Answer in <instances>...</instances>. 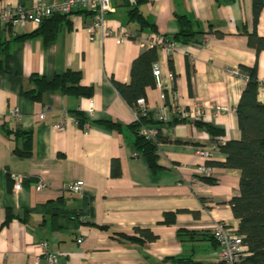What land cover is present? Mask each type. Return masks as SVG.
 Returning a JSON list of instances; mask_svg holds the SVG:
<instances>
[{
    "label": "crops",
    "instance_id": "obj_1",
    "mask_svg": "<svg viewBox=\"0 0 264 264\" xmlns=\"http://www.w3.org/2000/svg\"><path fill=\"white\" fill-rule=\"evenodd\" d=\"M36 1L0 0V6L30 7ZM137 1L149 24L143 29L130 19L127 0H110L111 9L104 14L106 28L136 35L121 42L99 31L90 39L86 26L92 13L83 9L59 18L48 42L43 35L29 36L45 18L0 27V44L9 53L7 70H0V264H47L42 241L57 254L58 264H175L164 260L167 256L220 264L211 226L221 221L238 230L230 200L239 194L240 170L211 166L210 174L203 175L215 182L208 183L195 168L208 160L223 161L219 145L241 137L236 108L247 79L230 74L229 68L257 62V99L264 103V50L257 54L247 42L253 29L252 0ZM176 15H186L200 33L195 43H177L170 55L157 50L155 64L166 99L156 81L141 96L149 108L148 124L158 130L160 169L154 173L132 148L135 135L128 125L135 115L112 79L128 83L132 63L148 38L153 33L171 37L177 31ZM48 22L50 29L55 21ZM256 31L264 36L263 15ZM66 69L80 72L81 86L93 87L90 97L58 90L45 91L40 100L21 94L35 87L32 75L51 79ZM172 91L176 103L185 109L198 104L202 115L193 120L170 115L158 121L159 108L169 103ZM14 108L19 116L13 121L8 112ZM77 110L90 120L117 122L121 129L96 124L83 129L73 120ZM62 121L60 130L56 125ZM195 121L223 133L211 135ZM6 128L32 130L31 156L13 152L22 139H13ZM203 148L211 154L201 155ZM114 159L118 165L113 173ZM12 174L22 176L19 190H14ZM76 180L83 181L81 193L67 189ZM39 181L46 184L43 190L35 188ZM6 208L13 216L2 225ZM166 212H176L174 223H162ZM137 227L149 228L155 240L140 244L112 236L137 235Z\"/></svg>",
    "mask_w": 264,
    "mask_h": 264
},
{
    "label": "trees",
    "instance_id": "obj_2",
    "mask_svg": "<svg viewBox=\"0 0 264 264\" xmlns=\"http://www.w3.org/2000/svg\"><path fill=\"white\" fill-rule=\"evenodd\" d=\"M138 1L131 6L129 12L130 19L136 21L141 29L149 24L138 9ZM67 14H54L45 18L40 27L29 36L43 35L45 42H48L53 35L56 21L65 17ZM253 29L247 32L248 45L256 50L258 54L264 50V36L258 35L256 25L261 15L264 16V0H252ZM55 21L52 28L47 29L50 23ZM177 31L167 37L178 44H188L197 42L195 35L200 33L193 28V22L186 15H176ZM7 26H4V28ZM142 31V30H141ZM5 44V43H4ZM0 44V70L6 71V60L9 53L6 51V44ZM143 52L133 61L130 81L128 83L118 82L112 79V84L121 94V96L134 107L138 97L144 95L145 88L155 86V76L153 66L157 62L158 52L155 47H145ZM1 55H4L1 58ZM239 69L247 74V82L241 93L239 103L236 108L238 125L241 137L237 140H228L219 145V150L225 153L223 161L208 160V166H217L222 168H235L240 170L239 194L233 196L230 200V206L233 215L239 219L238 233L243 236V242L249 251L239 264H264V103L257 99L259 80L257 77V62L252 66L240 65ZM35 87L28 91H22L21 94L32 100H40L45 91L58 90L62 93H72L76 96L90 97L93 94V87L81 86L79 84L81 74L79 71L66 69L61 74L55 75L51 79L44 76H31ZM190 84V81H189ZM148 115H139L128 126L134 133L133 150L142 155L152 172L160 169L157 163V140L146 138L140 134V129L144 125H149ZM76 124L85 129V124H96L108 129L117 131L121 125L108 119L90 120L88 115L77 110L73 113ZM183 119V118H182ZM175 121L178 119L175 118ZM195 125L203 127L209 134L217 135L223 133L212 124L195 121ZM6 132L13 136V139H22L20 146L16 144L13 152L17 156L28 157L32 154V130H20L6 128ZM117 161H112V172L117 170ZM204 182L214 183L215 179L205 175H198ZM13 214L10 208H6V215L2 225H6ZM176 219V212H166L162 223L171 224ZM104 229V226H101ZM180 231V230H179ZM137 235L113 232L112 236L117 239H125L135 243H144L153 241L156 235L149 228L135 229ZM213 238V237H212ZM164 260H171L175 264H198L190 257L167 256Z\"/></svg>",
    "mask_w": 264,
    "mask_h": 264
},
{
    "label": "built area",
    "instance_id": "obj_3",
    "mask_svg": "<svg viewBox=\"0 0 264 264\" xmlns=\"http://www.w3.org/2000/svg\"><path fill=\"white\" fill-rule=\"evenodd\" d=\"M130 6L137 3V0H127ZM87 10L92 13V20L87 24L86 29L89 32L90 39H93L96 32H101V36L110 35L114 36L118 42L126 39L135 38L136 35L133 32L121 29L112 30L105 27L104 14L111 9L110 0H61L51 1L46 3L42 0L36 1L33 6L25 7L22 5H11L4 3L0 6V27L11 25L14 22L24 23L25 21H39L42 18L49 17L54 14H69L75 10ZM203 44V41H202ZM145 47H155L157 50H164L168 55L172 54L178 49V44L167 38L160 33H153L150 38L144 43ZM144 47V48H145ZM228 72L235 76H240L247 79V74L243 73L238 67L229 68ZM153 74L155 76L156 85L161 89L160 96L163 100L166 99L165 87L163 86V80L160 75V70L157 64L153 66ZM169 78L172 74L168 73ZM219 106H216V110ZM135 119L139 115H147L149 108L146 104L144 97H138L135 101L134 107H132ZM217 114L216 112L214 113ZM170 115H175L177 118H188L190 120L197 119L202 115V110L198 104H194L190 109H185L176 103L175 92L172 91L169 103L162 104L157 113L158 121L169 120ZM19 111L17 108L10 109L8 112L9 120H17ZM43 117V114L40 115ZM76 123V119L73 118ZM57 128L60 130L63 127V121L59 122ZM88 124H85V129ZM140 134L146 138L156 140L158 130L152 125H144L140 129ZM217 146L216 143L212 144L214 149ZM198 152L201 155L209 156L211 150L199 149ZM195 171L199 175L210 174L211 166L199 165L195 168ZM14 179V190L21 188L22 176L19 174H12ZM46 184L39 181L35 188L36 190H43ZM83 187L82 180H76L69 183L67 189L74 193H81ZM210 233L218 246V260L220 264H239L241 259L247 254V246L243 242V236L238 233L235 228L229 227L224 222H214L210 228ZM78 239L77 242H80ZM42 254L45 257L47 264H58V256L55 252L48 251V245L46 241L41 242Z\"/></svg>",
    "mask_w": 264,
    "mask_h": 264
}]
</instances>
